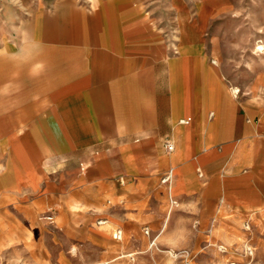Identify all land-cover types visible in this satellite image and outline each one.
<instances>
[{
  "label": "crops",
  "instance_id": "0c3cea01",
  "mask_svg": "<svg viewBox=\"0 0 264 264\" xmlns=\"http://www.w3.org/2000/svg\"><path fill=\"white\" fill-rule=\"evenodd\" d=\"M234 8L0 0V132L10 147L0 196L49 206L92 197L104 221L96 256L112 260L129 255L123 234L162 226L167 187L200 219L264 210V92L231 90L237 65L224 53L239 46Z\"/></svg>",
  "mask_w": 264,
  "mask_h": 264
},
{
  "label": "rangeland",
  "instance_id": "374dc122",
  "mask_svg": "<svg viewBox=\"0 0 264 264\" xmlns=\"http://www.w3.org/2000/svg\"><path fill=\"white\" fill-rule=\"evenodd\" d=\"M231 1L239 25L237 52L224 53L229 63L237 65L231 90L259 87L264 92V0ZM9 151L0 132V163ZM162 194V226L143 225L123 234L120 245L129 255L115 260L97 259L93 243L101 219L92 197L64 198L49 206L40 200L24 203L0 196V264H60L64 254L73 264H264V210L215 211L210 218L200 219L199 213L170 197L168 187ZM107 201L100 210L108 208ZM111 232L103 234L106 244Z\"/></svg>",
  "mask_w": 264,
  "mask_h": 264
},
{
  "label": "built area",
  "instance_id": "2783aa9c",
  "mask_svg": "<svg viewBox=\"0 0 264 264\" xmlns=\"http://www.w3.org/2000/svg\"><path fill=\"white\" fill-rule=\"evenodd\" d=\"M164 149L166 152H169L173 149V143L170 140H167L164 143ZM171 171L169 170L167 173L164 174V176L162 177L161 181L165 182V183H170L171 181ZM103 220H99L98 223H103ZM122 236V231L120 229H117L113 235V237L117 240H120Z\"/></svg>",
  "mask_w": 264,
  "mask_h": 264
},
{
  "label": "bare ground",
  "instance_id": "6f19581e",
  "mask_svg": "<svg viewBox=\"0 0 264 264\" xmlns=\"http://www.w3.org/2000/svg\"><path fill=\"white\" fill-rule=\"evenodd\" d=\"M259 49H263L262 46H258Z\"/></svg>",
  "mask_w": 264,
  "mask_h": 264
}]
</instances>
